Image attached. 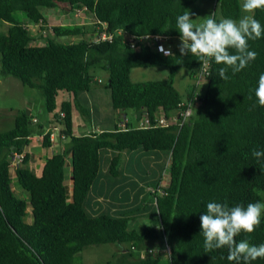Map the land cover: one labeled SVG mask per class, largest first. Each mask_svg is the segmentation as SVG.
I'll list each match as a JSON object with an SVG mask.
<instances>
[{"label": "trees", "instance_id": "1", "mask_svg": "<svg viewBox=\"0 0 264 264\" xmlns=\"http://www.w3.org/2000/svg\"><path fill=\"white\" fill-rule=\"evenodd\" d=\"M239 1L242 5L243 0H0V21L7 25L0 33V76L36 89L48 115L47 126L57 128L65 141L60 152L43 161L41 175L36 177L27 167L24 149L28 137L41 133V125L18 112L12 128L0 133V264H74V257L83 248L104 244L119 249L108 264H157L158 257L143 244L157 239L162 250L167 246L171 253L166 254L169 264H235L228 261L227 248L205 253L200 216L206 213L209 202L227 203L229 207L264 203V158L257 161L252 156L254 149L264 150V107L254 94L258 78L264 74V36L249 40L256 59L235 75L229 69L227 81L218 72L224 65L212 61L196 83L202 65L190 53L181 57L179 44L174 43L180 42L176 18L189 7L210 4L212 11L207 7L206 16L215 13L217 21L238 20ZM57 5L67 12L88 13L93 19L91 27H46L42 10ZM17 12L24 15L26 24L15 21ZM253 15L264 26V10ZM206 16L200 15L195 22H203ZM27 24L43 26L45 35H34ZM99 32L119 35L110 41L88 39ZM142 35L166 37L173 55L164 56L140 44L130 48L124 41ZM63 38L76 39L63 43ZM135 68H164L167 73L161 80L133 83L129 74ZM94 70L107 74L105 90L118 121L108 130L75 137L70 111L73 107L80 117L88 119L76 98L95 83ZM181 70L187 71L190 81L183 94L173 85ZM59 92L71 95V102L61 101L57 107ZM188 104L191 114L181 126H136L143 115L152 118L161 112L168 117ZM126 110L132 111L136 125L125 117ZM122 117L127 119L124 128L118 126ZM41 146H50L48 133L43 134ZM134 151L162 156L155 170L156 183L151 187L154 191L160 188V193L150 192V187L147 191L155 226L131 228L133 220L123 214L112 215L108 210L94 213L87 205L100 163L108 161L106 154L112 155L106 174L115 178L124 174L114 172L119 155ZM20 153L22 159L12 176L11 157ZM67 159L71 167L69 195L64 184ZM166 166L168 180L161 187ZM141 174L146 175L147 170L142 169ZM137 184L132 180V186ZM14 186L22 198L15 197ZM241 239L264 244V219L252 234L236 237L238 242ZM252 264H264V259Z\"/></svg>", "mask_w": 264, "mask_h": 264}, {"label": "clouds", "instance_id": "2", "mask_svg": "<svg viewBox=\"0 0 264 264\" xmlns=\"http://www.w3.org/2000/svg\"><path fill=\"white\" fill-rule=\"evenodd\" d=\"M256 10H264V0H243L242 11L245 14L239 20L222 18L217 21L215 13H212L204 17L203 22L196 23L190 11L179 15L176 29L180 34L178 47L181 57L190 53L205 69L212 61L223 64L224 67L218 70L219 77L229 80L226 74L229 69L235 75L257 57V53L249 49V40L264 36V26L253 15ZM158 50L166 56L173 55L171 49L165 50L163 45ZM254 94L258 104L264 107V74L259 76ZM252 156L259 161L264 158V150L254 149ZM206 207V213L200 216L205 253L227 248V259L235 264H252L257 259H264V244L253 245L247 239L236 240L242 233L250 235L260 227L264 219V203L229 207L227 203L209 202Z\"/></svg>", "mask_w": 264, "mask_h": 264}, {"label": "rangeland", "instance_id": "3", "mask_svg": "<svg viewBox=\"0 0 264 264\" xmlns=\"http://www.w3.org/2000/svg\"><path fill=\"white\" fill-rule=\"evenodd\" d=\"M207 7H209L210 10L212 11V5L210 4L208 5L201 4L200 6L191 7V8L189 7L187 11H191V10L193 11L192 18L195 19L196 21L200 17V15L206 16L207 10H208ZM63 9H65L63 6L57 5V8L42 10V15L46 21L45 26L50 27V26H59V25H65V26L66 25H82L88 28L91 27V24L93 23V19L91 15H89L88 13L81 11V10L74 11V12H67ZM197 9L199 10L200 13H198ZM244 14L245 13H243L242 5L240 3V18ZM14 19L15 21L22 23V24L23 23L26 24L27 22L24 15L20 12H17L14 14ZM6 28H7V25L0 21V33H3L6 30ZM27 28L31 33H33L34 35L36 34V36H38L37 34H40V32H42V34L44 32L42 31V28H44L43 26L39 28V26L34 27V25L29 24ZM74 39L76 38H73V39L63 38L61 41L63 43H67L70 41H75ZM180 42H175L174 45H178L180 44ZM37 43L38 44L41 43L39 39ZM166 73L167 71L164 68H135L130 71L129 79L133 83H143V82H148V81L164 79L166 77ZM92 75L94 76L95 83L91 85L89 91L78 93V96L76 99L78 101L77 103L79 107L82 110H85L87 112L90 111V107H92L97 112L96 118H100V119L107 118V116L110 115V113L113 116L114 112L110 108L108 92L105 90V85L107 82V74L101 70H94L92 72ZM189 83L190 81L188 80V77H187V71L181 70L176 73L174 80H173V85L180 94H183L185 92V89L189 85ZM67 99H68V94L59 92L55 98L56 106L58 107L61 101H64ZM26 102H30V103L32 102V104L34 105H38V103L40 104V107H39L40 110L38 109V106H37V108L32 110L31 113H32V116L38 119L39 124L40 125L43 124L44 126L46 123V119H48V115L45 113V111L42 108L43 100L39 92L36 89H30L27 87H23L17 80H15L12 77L0 76V133L5 132L12 128V125H13L12 117L13 116L15 117L18 112H24V107L26 105ZM9 111H13V113L15 114H13V116L11 117L10 115L7 114V112ZM126 115L127 117H129L130 115H132V111L126 110ZM135 152L137 151L131 152V154ZM126 156L127 155H125V153L123 152L119 155L118 157L119 163L115 167L114 172L119 171L122 173H127L130 170V169L127 171L124 170V169H128V166L127 167L124 166L126 163ZM131 158L135 160L138 157L136 158L131 155ZM107 160L109 161V159ZM108 161H101L100 168H99L100 172H102V170L107 172V168L109 164ZM139 165L141 169L139 170V174H137L136 177L139 175H143L141 174L142 169H143V164L140 161H139ZM167 169L168 168L166 166V168L162 172V175H161L162 182L160 183L161 186H163V184H165V182H167L168 180ZM10 171L13 176L12 170ZM129 175L130 174H128V176ZM14 195L17 197L20 196L15 186H14ZM147 200L149 199H144L141 202H139V204L141 203V206H139L137 211H132L131 215L132 214L135 215L138 212L145 211L144 206H146L145 203ZM149 219L150 218H145V222L150 221ZM137 221L138 223H141L142 220L137 219ZM150 223L154 224L155 222L151 220ZM150 223L146 222L144 225L151 227L152 224ZM155 225L156 223L154 224V226ZM143 244L146 247L145 249L147 248L152 249L154 252L153 253L154 256L158 257L157 264H169L167 255L162 250L163 245L161 241H159V239L154 240V241H149V242H143ZM130 250H131L130 252L133 255L136 254V251L132 249ZM118 252H119V249L115 245H112V244L90 246V247L83 248L74 257L73 261H74V264L76 262H81L83 264H108L114 258L117 257Z\"/></svg>", "mask_w": 264, "mask_h": 264}, {"label": "crops", "instance_id": "4", "mask_svg": "<svg viewBox=\"0 0 264 264\" xmlns=\"http://www.w3.org/2000/svg\"><path fill=\"white\" fill-rule=\"evenodd\" d=\"M29 24L27 25V27ZM71 102V95H68V99ZM38 106V109L40 107V104L34 105L32 102H26V105L24 107V113L28 116L32 117V122H37L39 124L38 119L34 116H32V110L36 109ZM72 106V105H71ZM40 110V109H39ZM88 115V119H83L80 117V115L75 111V109L72 107L70 111V118H71V127H72V135L82 136L86 134L85 132L90 129L94 128L98 131L102 130H108L112 128L113 124L117 123L118 120L116 118L118 117L115 112L113 113V116L108 115L107 118H96L97 112L95 109L90 107V111H85ZM8 115L11 117L13 116V111L7 112ZM115 114V115H114ZM125 117H127L125 112ZM123 115V116H124ZM133 116V115H132ZM131 115L127 117L133 125H136L135 119H133ZM14 117V116H13ZM12 117V122H13ZM53 127L47 126V119L46 123L43 126L41 124V133L35 134L30 137H28L27 146L24 149V153L27 155V167L30 169L36 177H39L41 175L43 161L47 158H50L53 154L58 153L63 148V144L65 141L61 140L59 138L58 133L56 131H52L51 129ZM44 133L51 134V141L50 146L48 148H44L41 146V138ZM132 156L139 157L138 159H128ZM106 157L108 159H111L112 155L111 153L106 154ZM160 154H148V155H141L139 153H133L128 154L126 158L125 167H129L130 165V175L127 176L125 173L122 176H117L115 178L107 176L106 172L102 170V172L99 171L97 179L93 182V184L90 187L89 194L87 196V205L91 207L92 212H101L104 210H108V213L112 215H119L123 214L125 217H128L132 219L133 221L130 222L131 228L139 227L141 224L144 225L146 222H149L152 220L153 222H157L155 215L153 214V208L150 204V198L147 196L148 188L152 187L156 183L157 179V173L155 172L160 160H161ZM139 161L143 164V169L147 170L146 175H139L137 177L134 176V173L137 175L139 174ZM67 165L65 168V177H64V184L66 191L68 192V195L70 194L71 189V177H70V165L69 160H66ZM154 168V169H152ZM158 169V168H157ZM126 170V169H124ZM132 180H137L138 184L136 186H132ZM141 182V183H140ZM141 185H140V184ZM143 185V187H142ZM18 191V190H17ZM19 192V191H18ZM14 193V192H13ZM19 197L22 198V195L19 192ZM144 199H149L146 201L144 206L143 212H138L135 215H131L132 211H137L139 206H141V202ZM145 218H150V221L145 222ZM137 219H141V223H138ZM26 222H29V214H27ZM154 223V224H155ZM152 224V223H150ZM152 224V226L154 225ZM144 250V249H143Z\"/></svg>", "mask_w": 264, "mask_h": 264}, {"label": "built area", "instance_id": "5", "mask_svg": "<svg viewBox=\"0 0 264 264\" xmlns=\"http://www.w3.org/2000/svg\"><path fill=\"white\" fill-rule=\"evenodd\" d=\"M40 34H41V32H40ZM43 34H44V32H43ZM114 35L115 36L119 35V32H115V33L111 32L108 34H105L103 32H99L98 34H93L92 36H90V37L88 36V37L91 41L102 42V41H110ZM124 41L129 45L130 48L136 49V48H138V44H140L142 46H147L151 50L156 51L157 53L162 54V55H164V54L158 50L160 45H163L165 50L169 49V46L166 42V37L161 36V35H142V36H138V37H132V38L130 37L128 39L126 38V39H124ZM164 56H166V55H164ZM204 73H205V68L203 66H201V69L198 73V80L196 81V83H198L199 80H201L202 76H204ZM190 114H191V107L188 104V105H185V106H182L181 108H179L178 111H173L170 115H168V117H164V115L161 112L154 115L152 118H149L146 115H143L142 118L138 121L136 126L138 128H141V129L167 128V127L172 126V125L181 126L188 119ZM126 121H127V119H125V117H122V121L120 120V122H118V126L120 128H124ZM57 130H58L57 128H53L52 131L57 132ZM92 132H97V130L94 128H92V129L90 128L85 133L88 134V133H92ZM59 138L62 139V136H59ZM49 140L51 141V134H49ZM22 155H23V153L12 155L10 165H9L10 170L13 171L15 166L18 163H20V161L22 159ZM161 187H163V186H161ZM149 191L152 193L156 192L157 194H159L160 188H157L156 191H154L153 189L150 188ZM163 251L167 254L169 252L168 247L165 246ZM142 254L143 253L141 252L140 257L142 256Z\"/></svg>", "mask_w": 264, "mask_h": 264}]
</instances>
